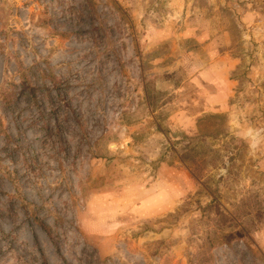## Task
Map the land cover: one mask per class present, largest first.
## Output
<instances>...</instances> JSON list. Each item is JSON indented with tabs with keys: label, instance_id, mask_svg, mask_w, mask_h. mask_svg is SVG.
<instances>
[{
	"label": "rangeland",
	"instance_id": "obj_1",
	"mask_svg": "<svg viewBox=\"0 0 264 264\" xmlns=\"http://www.w3.org/2000/svg\"><path fill=\"white\" fill-rule=\"evenodd\" d=\"M0 264H264V0H0Z\"/></svg>",
	"mask_w": 264,
	"mask_h": 264
},
{
	"label": "trees",
	"instance_id": "obj_2",
	"mask_svg": "<svg viewBox=\"0 0 264 264\" xmlns=\"http://www.w3.org/2000/svg\"><path fill=\"white\" fill-rule=\"evenodd\" d=\"M242 231H243V232H244V231L248 232V231H249V228H247V226H245V225H242Z\"/></svg>",
	"mask_w": 264,
	"mask_h": 264
}]
</instances>
